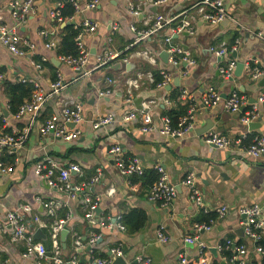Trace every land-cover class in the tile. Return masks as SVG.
<instances>
[{"label":"crops","instance_id":"1","mask_svg":"<svg viewBox=\"0 0 264 264\" xmlns=\"http://www.w3.org/2000/svg\"><path fill=\"white\" fill-rule=\"evenodd\" d=\"M12 1L0 0V23L11 20L9 3ZM153 1L99 0L96 9L78 16V21L87 18L97 24L96 32L86 36L84 40L89 52L87 75L74 71L71 66L56 58L57 45L66 24L57 26L51 18L54 0H35L33 9L26 14L24 22L19 26L21 35L36 44L35 55L19 57L9 53L0 44V74L3 80L19 82L18 80L25 79L28 83L35 80L46 91H49V84L57 74L64 81L59 94L48 96L32 119L26 116L15 120L8 116L11 128L28 125L29 132L23 148L16 154L18 162L15 163L14 171L0 176V221L7 210L17 208L22 203L35 206L36 196L43 199L55 197L66 202L72 213L67 236L71 238L70 230H73L86 239V234L89 237L93 231L91 228L100 230L101 219L112 220L131 209H137L144 214L143 226L135 231L127 228L123 231L101 229L100 241L97 242L99 252H106L108 255L110 247L121 243L126 264H180L179 254H185L190 259L197 257L195 247L181 241L184 235L191 233V225L198 221L201 213L193 203L191 192L182 183L185 176L193 172L204 204L211 208L222 205L227 207L226 214L216 219L211 229L200 235L211 246L205 251V262L230 264L224 254L226 249L218 250L214 247L229 239L233 251L234 246L239 244L247 248L248 263H260L263 255L254 250L255 242L244 233L238 208L257 203L262 206L264 213V156L252 159L244 155V149L252 138L264 134L263 103L259 104V117L253 121L256 122L254 128L250 130L241 121L244 112L264 92V85L260 84L262 78L251 80L245 63L256 58L264 69V0H222L226 17L217 25L200 19L195 5L199 0H167L158 5L153 4ZM130 5L139 10L136 17L130 12ZM157 14L172 16L173 19L150 37L133 42L134 33L129 25L134 24L138 30L147 29ZM182 19L190 22V30L173 31ZM110 23L118 28L112 30ZM41 29H55L54 36L49 35L47 39L56 40L55 49L43 47L44 40L38 35ZM168 35L182 47L185 56L194 60V65L187 66L181 61L175 66L167 61V57L163 60L160 53H166L164 37ZM236 42L237 49L228 51L221 57L210 50V47L230 49ZM104 49L112 50L115 57L91 69ZM41 55L48 60L42 69L37 70L31 62L32 57L40 58ZM52 59L58 63L54 64ZM230 59L244 65L232 77L225 78L219 69ZM162 68L171 74V79L166 85L159 87L157 84L161 80L154 84L153 71L160 73ZM185 70L187 73L184 75L182 71ZM209 86L214 87L222 98L212 107H206L202 103V94ZM105 88L111 89L112 94L97 96V89ZM182 89L189 93L188 100H185L189 102L188 108L192 104L195 106L193 130L185 136L170 137L155 131L141 133L138 128L140 122L123 120L124 112L134 108L149 112L154 123L160 125V117L169 110L177 109L178 101H184L178 99ZM232 90L237 91L245 102L238 112H228L223 108V99ZM128 92L132 95V107L125 102ZM139 98L140 101L135 102ZM165 98L171 102H164ZM7 101L1 83L2 108H5ZM75 101L83 104L85 118L79 126L82 133L77 140L66 142L52 134L42 136L39 133L41 124L57 115L63 103ZM107 113H112L115 120L106 126L94 129L87 121L97 114ZM209 131L226 136L231 145L219 149L206 143L204 138ZM237 139L241 142L237 143ZM114 143L121 145L126 157H137L143 171L154 170L159 176L157 166H161L167 173L169 182L177 190L174 200L168 204L150 200L148 175L145 182L137 180L133 184L132 176L120 174L109 153V148ZM45 153L62 163H78L85 175L101 169L102 177L89 189L90 194L102 193L97 218L94 217L93 222L84 216L87 207L82 201L67 199L64 194L49 188L43 179L33 173V163ZM110 187L114 188V194H105ZM35 215L40 216L36 208L29 216L30 223ZM42 218L40 228L46 236L42 241H47L49 218ZM159 227H162L169 238L165 243L159 242L156 237L155 230ZM63 249L65 254L71 253L68 247L65 249L64 246ZM22 250L23 243L13 241L9 227H2L0 222V264L4 261L7 264H35L34 260H26L20 256ZM79 253L87 257L85 250Z\"/></svg>","mask_w":264,"mask_h":264},{"label":"built area","instance_id":"2","mask_svg":"<svg viewBox=\"0 0 264 264\" xmlns=\"http://www.w3.org/2000/svg\"><path fill=\"white\" fill-rule=\"evenodd\" d=\"M71 3L74 12L68 17L61 15L60 7L63 2L60 0H54V7L50 11V16L56 25L72 24L73 28L77 30L74 37L75 44L78 49L77 55H56L59 62L65 63L73 68L74 71L80 72L81 74H88L89 70L86 69V62L89 56V52L85 46V37L94 34L97 29V24L90 21L87 18L77 20L79 15H82L86 11L94 10L99 5V0H67ZM167 0H154L153 4H160ZM35 0H13L9 3L11 8V20L0 23V44L11 54L24 57L27 55L36 54V44L24 38L19 30V26L24 22L26 14L33 9ZM197 11L200 19L211 24L217 25L226 17V8L222 0H199L196 2ZM130 12L134 17L139 14V10L135 9L132 5L129 8ZM172 16H163L157 14L151 21L147 29L138 30L134 24H130L129 28L134 33L133 42H137L144 38H148L160 30L164 25L171 23ZM109 24V23H108ZM112 30H116L118 27L110 23ZM190 22L187 19H182L181 23L173 28V31L179 32L182 30H190ZM55 34V29H41L38 31V35L44 40L43 47L46 49H55L56 40L48 37L49 35ZM110 40V38H109ZM165 48L167 53V61L175 66H178L181 61L186 63L187 66L194 65V60L183 54V49L179 44L173 42L171 35L164 37ZM237 42L230 49L227 47L213 48L210 50L218 57L224 56L228 51H235L237 49ZM146 53V52H144ZM115 57V53L110 49H104L102 54L97 57L96 68L98 65L106 63L108 60ZM48 58L41 55L39 60H35L32 57V64L40 70L44 66V63ZM237 61L230 59L227 61L225 66H221L219 69L225 78H230L233 75L234 68ZM248 65V75L253 81H257L264 77V69L259 65V60L252 58L245 62ZM189 64V65H188ZM187 70L182 71V74H186ZM162 79L158 82L157 86L163 87L170 79L171 74L162 68L160 70ZM3 78L0 74V84ZM19 82L26 83L25 79L18 80ZM33 90L30 95L26 97L19 107L12 112L10 110L9 102L5 104V108L0 105V152H3L12 156L11 158L1 159L0 157V176L11 174L14 171L15 163L18 162L16 154L23 148L25 139L29 132V126L25 125L21 128H11L9 125L8 116L12 119L20 120L22 117L30 116L32 119L39 110L43 107L45 100L50 95H58L60 90L64 87V81L59 74L49 84V91H46L37 81H31ZM135 84V83H134ZM97 96H109L112 94L111 89H97ZM189 93L186 89H182L178 99L188 100ZM222 100L219 92L212 86L206 88L202 94V103L206 107H212ZM125 102L132 107V95L130 92L127 93ZM164 102L170 103L168 98L164 99ZM264 102V92L260 93L256 98L255 102L252 103L250 109L241 117V121L248 125L250 122L256 120L259 117V104ZM245 104L241 95L232 90L230 94L223 99V108L228 112H238ZM195 110L194 104H192L187 112L181 115L177 122L172 123L168 115H162L160 117V125H156L152 120L149 112H143L130 108L124 112V121H137L139 131L141 133L157 132L164 136L170 137H183L193 130V113ZM6 112V113H5ZM85 120L83 104L79 101L63 103L60 111L57 115L51 116L39 127V133L42 136L52 134L55 137L60 138L66 142H72L77 140L81 136L80 125ZM115 120L112 113L97 114L94 118L87 120L92 128L97 129L101 126ZM205 142L219 149L228 148L231 145V141L224 135H221L215 131H209L205 135ZM237 143L241 140L237 139ZM114 165L120 174L124 176H132L134 174L141 175L143 173V167L140 160L137 157L125 158L124 151L118 143H114L109 148ZM244 155L247 158L257 159L264 156V134L256 135L252 138L251 142L245 147ZM33 173L43 179L44 182L53 191L64 194L67 199L80 200L86 205L87 211L85 217L93 222L94 217L97 218V209L101 205L102 193L90 194L89 189L92 185L96 184L102 177L101 169H95V173L90 177L88 181L78 182L75 178L83 174V170L80 165L76 162L62 163L56 161L48 154H44L41 159L36 160L33 163ZM159 176L155 182L149 187V198L150 200L161 201L163 204H168L177 195V190L173 184L168 180L167 173L161 166H157ZM182 183L187 186L191 192L193 203L203 212H215L216 218L210 219L208 222L199 221L193 222L191 225V233L184 235L181 241L184 244L193 245L196 249V258L190 259L185 254H179L180 264H209L205 262V251L209 249L200 235L204 231L211 229L212 224L216 219L222 218L226 212L227 207L222 205L218 207H207L203 202V197L198 187L195 184V176L193 172H189ZM114 188L110 187L105 191V194H114ZM35 206L30 204L22 203L17 208L7 210L2 218L1 225L5 228V225L9 227L10 237L13 241H20L23 243L24 250L20 253V256L26 260H34L35 264H42L47 262L48 264H78L79 259L77 253L83 250H90L97 244L98 239L101 237V229L109 230H125V225L121 222V216H117L112 220L101 219V228L97 233H91L86 239H84L73 230L71 231V246L72 252L66 256L64 249L60 241V231L69 228V221L71 217V211L67 207L66 202L61 199L52 197L43 199L40 196L35 197ZM36 208V212L40 215H35L32 223L29 221V216L33 209ZM63 215H59V212L65 210ZM238 212L242 217L241 224L246 236L251 238L255 242L254 250L263 255L264 246L259 245L258 242L264 239V213L262 206L257 203L244 205L238 208ZM42 216L49 218L47 237L49 238V244L46 246L45 241L42 239H36L34 232L37 228H40L43 224ZM45 225V224H44ZM43 225V226H44ZM41 229V228H40ZM42 230V229H41ZM69 231V230H68ZM156 237L159 242L165 243L168 241V236L163 232L162 227L155 230ZM231 240L227 239L224 243L214 246L218 250L229 248ZM89 247V249H87ZM235 252L228 257L230 264H246V255L248 253L247 248L239 244L234 246ZM90 257L89 264H110L112 257H123L125 256L124 250L121 243H117L108 249L107 257H93L88 253ZM195 261V262H194ZM1 264H7L2 262Z\"/></svg>","mask_w":264,"mask_h":264},{"label":"trees","instance_id":"3","mask_svg":"<svg viewBox=\"0 0 264 264\" xmlns=\"http://www.w3.org/2000/svg\"><path fill=\"white\" fill-rule=\"evenodd\" d=\"M60 1L63 2L62 7H60L61 15L64 17H68V16L72 15V13L74 12V9H73L71 3L68 2L67 0H60ZM62 33H63V35H62V38H61L59 44L57 45L56 53L59 55H77L78 49H77V46H76L75 41H74V37L77 33V30L73 28L72 24H68L62 28ZM34 59L36 61L39 60V58H36L35 56H34ZM47 65H49V63H47ZM225 65L226 64H224L223 66H225ZM153 76H154V84L161 80V76H160V73L158 71H153ZM2 89H3L4 94L8 98L10 110L12 112H14L19 107V105L23 102V100L30 95L31 91L33 90V85L31 83H28V82L22 83V82H11L9 80H3L2 81ZM178 102L180 104L177 103V105L179 106V107H177V109L169 110L165 113V115H168L170 117L172 123H174V124L177 122L178 117H180L186 111V108H188V106H189V102H187V101L186 102L185 101H178ZM1 151H2L1 152L2 153L1 159L11 158L10 161H12V156L6 155L3 152V150H1ZM126 156H127V154L124 153V157L128 158ZM129 158H131V157H129ZM94 173H95V170L92 172V174H88V175L81 174V176L77 177L76 180L78 182L88 181L90 179V177L93 176ZM147 175L149 177L148 186L150 187L152 185V183L155 182L158 178L157 173L154 170L143 171V173L141 175L134 174L131 177V181L133 184L137 183V180H141V181L145 182ZM65 212H66V209L60 211L59 215H63ZM200 212H201V213H199L200 218L197 219L198 221H195V222H199V221L208 222L210 219L216 218L215 212H212V211L211 212L200 211ZM120 220L129 231H135V230H137L143 226L144 214L140 210L131 209L130 211L122 214ZM91 230H93L91 233L99 232L98 228H91ZM77 231H78V229H77ZM87 235H88V233L86 234V239H88ZM86 239H84L83 241H86ZM45 244H46V246H48L49 238L47 241H45ZM258 244L264 246V239L260 240V242H258ZM67 247L72 252V250H71L72 249L71 238L69 236H67L65 239V249ZM85 252L87 254V257H84V255L82 253H77V257L79 259L78 264H89L90 257L88 258V256H89L88 253H90L93 257H107L106 252H99L97 244L95 246H93L90 250H85ZM234 252H235V250L233 251L231 245L229 246V248L224 250V254L226 257H230ZM68 255L69 254H66V256H68ZM246 264H264V254L262 256L260 263H256L253 261L251 263H248V261H247Z\"/></svg>","mask_w":264,"mask_h":264},{"label":"water","instance_id":"4","mask_svg":"<svg viewBox=\"0 0 264 264\" xmlns=\"http://www.w3.org/2000/svg\"><path fill=\"white\" fill-rule=\"evenodd\" d=\"M66 25H68V24H66ZM160 56L163 58V60H166L167 54H166L165 52H161V53H160ZM233 56L236 57V54H233ZM52 62H53L54 64H57V63H58V62L55 61L54 59H52ZM243 65H244V64H243L242 62H237V63H236V66H235V68H234L233 74L236 73L237 69L240 70V69L243 67ZM176 81H177V79H176L174 82H176ZM260 84H263V85H264V78H263V77H262V80L260 81ZM139 101H140V98H139L138 100H136L135 102H139ZM263 105H264V102H263ZM5 113H6V112H5ZM254 126H256V122H253V121H252V122H250V123L248 124V127H249L250 130H251L252 128H254ZM97 211H99V209H98ZM67 234H68V230H67V229H63V230L60 231V241H61V245H62V247L65 246V239H66ZM34 237H35L36 239H45V238H46L45 234L43 233V231H42L40 228H37V229L35 230V232H34ZM99 241H100V239H98L97 242H99ZM87 249H89V247H87ZM110 264H126V262L124 261V258H123V257H116V256H113V257H112V262H111Z\"/></svg>","mask_w":264,"mask_h":264}]
</instances>
